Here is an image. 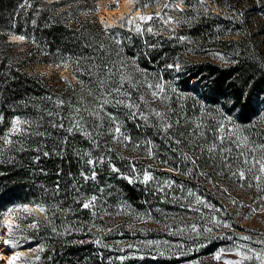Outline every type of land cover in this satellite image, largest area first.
I'll return each mask as SVG.
<instances>
[{
  "label": "trees",
  "instance_id": "trees-1",
  "mask_svg": "<svg viewBox=\"0 0 264 264\" xmlns=\"http://www.w3.org/2000/svg\"><path fill=\"white\" fill-rule=\"evenodd\" d=\"M210 1L211 6H201L197 0H139L137 8L162 17L144 23L141 32L105 27L81 0H0V224L17 205L44 206L31 232L39 249L30 264H219L218 252H232L235 242L221 236L191 242L189 227L200 224L196 216L203 207L227 209L221 199L230 201L237 188L253 192L255 199L264 195V179L257 187L249 178L255 169L241 181L228 174L220 158V149L229 148L235 160L241 150L236 142L244 137L257 157L264 153V0ZM159 7L169 13L167 25L165 14L155 12ZM84 12L88 16L82 18ZM11 35L25 39L8 42ZM67 63V78L32 70L37 64ZM105 64L123 65V92L131 93L147 120L111 102L98 117L89 114L99 109ZM157 83L164 91L154 99L146 85ZM153 109L172 127L165 129ZM105 113L119 123L116 139ZM15 117L28 123H21L8 143L2 137ZM73 119L81 121L83 131H67ZM220 123L226 137L228 130L234 135L223 145L217 142L210 154ZM197 124L203 135L193 138ZM175 139L181 144L171 142ZM88 158L104 159L95 166V180L81 176H91ZM242 167L236 160L232 171ZM188 169L192 175H185ZM145 171L153 177L146 183ZM126 177L139 179L130 183ZM167 181L174 184L161 191ZM190 191L196 196H188ZM92 195L97 196L93 206L82 208ZM197 196L209 207L196 203ZM249 257L242 264L256 261Z\"/></svg>",
  "mask_w": 264,
  "mask_h": 264
},
{
  "label": "rangeland",
  "instance_id": "rangeland-1",
  "mask_svg": "<svg viewBox=\"0 0 264 264\" xmlns=\"http://www.w3.org/2000/svg\"><path fill=\"white\" fill-rule=\"evenodd\" d=\"M48 1L51 2L54 0ZM122 2L123 0H118V6L117 0H96L92 3H90L89 0H81L80 3L87 6V11L93 17H96L100 23L111 29L123 28L121 27V23L127 18H132L133 22L136 23L139 17L148 16L149 13L153 11L151 9L143 10L142 8H137L139 0H129L126 5H122ZM204 2H207L209 6H211L210 0H204ZM105 10L114 12L110 24L104 22L101 17ZM163 11L164 9L161 7L155 9V12L160 15H162ZM163 14H165L163 18H166L165 21H167L169 13L164 12ZM86 16H88V13L84 12L82 18ZM141 27L143 28V24ZM32 70L35 73L46 76L59 75L63 78H67L70 73V65L68 63L62 65L37 64L33 66ZM20 125L18 128H20ZM258 174L259 173L255 171V174H249V178L253 179V177ZM236 191L237 195L232 197L230 201L224 198L221 199V202L228 206L227 209H223L219 206H215L214 208L203 207L199 215L196 216L197 219L195 218L200 222L199 225H196L198 232H190L189 238L191 242H195V240L214 241L218 236H221L223 239L234 241L235 247L232 252L217 253V255L221 256L218 260L219 264H225L226 260H244L242 256L236 255L237 247L240 248L242 253H246L248 256H255L256 261L253 264H264V259L258 258V255L264 256V244L260 243V241H264V195L255 199L251 191H249L250 193L248 191H241V188H237ZM261 192H264V189L261 190ZM245 196L248 198L246 199L247 202L252 206L251 209L246 207V203L244 204ZM232 201H236V203L234 204ZM256 204H259L260 207L258 208ZM233 205H237L238 209H232L231 206ZM18 206L20 205L14 208ZM28 206L31 214L25 213L22 210L8 213V224L6 225L5 222H3L4 218L0 224V237H3V239H0V264H8V261L13 257H15L13 264H30V262L35 259L39 246L34 244V238L31 235L34 228L30 227V222H37V220L43 216V211H41L37 205ZM253 206H257V208L255 207L256 211H252L254 209ZM212 217L223 221L230 225V227H224L223 224H214L212 222ZM190 224L193 225L192 222H190ZM189 228L191 229V227ZM206 228H212V231L207 232L204 230ZM5 233L9 234L6 235ZM193 234L196 235L193 236ZM244 236L251 237V239H240ZM9 239L12 240L11 245L4 243L5 240Z\"/></svg>",
  "mask_w": 264,
  "mask_h": 264
},
{
  "label": "snow or ice",
  "instance_id": "snow-or-ice-1",
  "mask_svg": "<svg viewBox=\"0 0 264 264\" xmlns=\"http://www.w3.org/2000/svg\"><path fill=\"white\" fill-rule=\"evenodd\" d=\"M180 2L183 3V0H180ZM25 3H27V0H25ZM197 3L199 5H201V6H203L204 5V0H197ZM117 6H118V0H117ZM145 6H147V3H145ZM29 7H31V5H29ZM165 8L168 9L169 5H165ZM39 10L40 9H37V11H39ZM176 10L179 11V12L183 11V9H180L178 6L176 7ZM154 19H162V17L159 16V15H157L155 17H153V16H141V17L138 18V22H136V23L133 22L132 18H127L126 20H124L121 23V27L129 28L132 31H141L142 32L143 28L141 27V25L146 23V22L152 21ZM170 21H171V18H169V20H167V21H163V23L165 25H167ZM179 22L180 21H177V23H179ZM32 24L35 25V20L32 21ZM147 31L149 33H152L153 32V28L151 26H149L147 28ZM112 35L116 39L117 43H122V41H120V39H119L118 33H113ZM16 39L24 40L25 36L24 35H20V36H17ZM180 39H183V38L181 37ZM100 47L102 48L103 45H101ZM168 67L172 68L173 66L172 65H168ZM111 68H117V66L115 64H113L111 66H109L108 64H105L103 66V70L102 71L104 73V78L100 79L99 82H98L99 83V92L102 93L103 96L98 101L99 109L98 110L94 109L89 114L91 116H93V117H98L99 116V112L100 111H104L105 104L111 102V103H113V104H115L117 106H121V107L129 109L131 115L133 116V118H137V115H138L140 119L147 120L148 116L144 112L139 111L138 106L132 102L131 93L130 92H127V93L123 92V87H124V75H123V72H122L123 65L121 64L117 68V71L115 73L111 71ZM176 68L178 69L179 65H176ZM109 81H114V84L112 86H107ZM146 87L149 90H151V95H152V97L154 99L158 98L159 94L163 93V91H164V86H163L162 83H157L156 85L147 84ZM164 98L167 99L166 96ZM140 100H141V102L147 103L146 101H144V97L143 96L140 97ZM57 103H58V105H60V104H63L64 102L62 100H58ZM74 112L79 114L80 113V109L76 108V109H74ZM152 112L154 113V115L156 117H159L162 122H165L164 123L165 129L172 127L171 123H167L166 122V117L164 115H162L161 112L156 111L155 109H153ZM105 114L108 116V119L111 120L113 122V124H114V132L112 133V136H113V139H116L117 137L120 136V132H121L119 123L116 121V117H115L114 114H112V113H105ZM225 119H227V117ZM2 121H3V117L0 116V122H2ZM21 123H28V122L27 121H21V119L19 117H15L11 121V129L9 130L8 133H5L2 138L6 142L11 143L12 141L9 139V136L11 135V133H14V132L19 130L18 126ZM176 123L180 124V120L178 119L176 121ZM58 126L61 127V128L64 127L63 123L59 124ZM97 126H99V125H97ZM74 128L77 129V130H82L83 131L82 124H81L80 120L73 119L72 120V126H70L67 129V131L69 133H72ZM202 129H203V125L202 124H197L195 126V129L190 133V135L193 138H195L197 135H203ZM228 131H229V134L226 137L223 134L225 132V128H224L223 123H220L218 125V127H217V134L218 135L216 137V140L213 142L212 147L207 149V151L210 154L214 153L216 151L217 142L220 145H223L226 139H228V140L231 139V137H232V135H234V133L231 130H228ZM84 134L86 136H89V137L91 136V133H88L87 131H84ZM123 141H124L125 144L129 143L130 142V137H124ZM171 142L176 144V145H179V144H181L182 140L181 139H175V140H172ZM93 143H95L94 140H93ZM137 147H139V145H137ZM192 147L198 148L199 146L193 144ZM236 147L238 149H241V150L239 151L238 156L235 158V160H230L229 153L231 152V149H229V148H221L220 149V158L223 161V167L228 169V174L229 175L234 176V177H236L237 179H239L241 181L246 179V176H245V172L246 171L248 173H251L255 169L259 174L255 175L253 177V180L256 182V186L259 187V182L262 179H264V153H262V155L260 157H257L255 155L256 150H257L256 147L248 148L247 137L242 138V140H238L236 142ZM261 147H264V146H261ZM245 148H248V154L247 155L245 154V152L243 150ZM0 151H2V150H0ZM177 151H178V149H177ZM148 155L150 157L153 155L150 149L148 151ZM44 156H48V153L45 152ZM181 157L183 159H189L190 163H192V164H196L195 158L188 157L186 154H183V153H181ZM211 158L212 157L210 156V159ZM236 160H239V162L243 165V167L242 168H237L235 171H232V168H233ZM162 162L163 163H167V161H162ZM86 163L93 169L92 173H91V176H88V175H86L84 173H81V176L85 180H88V179L95 180V178H96L95 166H96L97 163L103 164L104 163V159L101 158L98 161H96V160H93L91 158H88L86 160ZM132 168H133V171L135 172V165L134 164H132ZM175 170L179 171L180 170L179 166H177ZM112 171L118 172L119 169L115 168V166H112ZM201 174L202 175H207L206 173H201ZM185 175H192V170L188 169L187 171H185ZM126 179H128L129 182L132 183V182H134V180L139 179V177H126ZM152 179H153V177L151 176V174L148 173L147 171H145V173L143 175V182L146 183V182H148L149 180H152ZM172 184H174V181H167L161 186L160 190L163 191L164 187H171ZM241 186H243V185H241ZM248 186L251 187L252 185L249 184ZM56 190L59 191V185H57V189ZM101 191H103V189H101ZM188 196H196V194L190 191L188 193ZM96 200H97V196L96 195H92L90 197V200L88 202L83 203L81 205V207L85 208V209H88V208L93 206V204H94V202ZM232 202L234 204L236 203V201H232ZM196 203L204 204L205 207H209L207 202L202 200L198 196L196 197ZM37 207L41 211L44 210V206L43 205H37ZM19 210H22L25 213L31 214L28 205H20L17 208H11V209H8L7 211L9 213H12V212H16V211H19ZM197 211H199V209H197ZM252 211H256V210L253 209ZM212 222L214 224H217V225L223 224L224 227H230V225L224 223L223 221L217 220L215 217H212ZM30 227L35 229V228L38 227V223L36 221H32V222H30ZM190 230L193 231V232H198L197 226L195 224L191 226ZM204 230L207 231V232H211L212 228H206ZM5 234L8 235L9 233H5ZM0 239H3V237H0ZM240 239L249 240V239H251V237L244 236V237H241ZM4 243L11 245L12 244V240L11 239L5 240ZM260 243L264 244V241H260ZM236 255L242 256V259H250L251 258L246 253H242L239 247H237ZM220 258H221L220 255H217L215 257V259H217V260H219ZM258 258L264 259V256L258 255ZM14 259H15V257L10 259L8 261V264H13V260ZM120 259H123V257H120ZM225 264H242V260H236V261L226 260Z\"/></svg>",
  "mask_w": 264,
  "mask_h": 264
},
{
  "label": "bare ground",
  "instance_id": "bare-ground-1",
  "mask_svg": "<svg viewBox=\"0 0 264 264\" xmlns=\"http://www.w3.org/2000/svg\"><path fill=\"white\" fill-rule=\"evenodd\" d=\"M128 1L129 0H123V2H122V5H126L127 3H128ZM113 14H114V12L113 11H110V10H105L104 11V13L101 15V17H102V19H103V21L104 22H106L107 24H110L111 22H112V19H113ZM20 36V35H19ZM16 37H17V35H15L14 37H13V39L12 40H9V41H13V42H22V41H24V40H19V39H16ZM8 215H6L5 217H4V221L3 222H5V224L7 225L8 224Z\"/></svg>",
  "mask_w": 264,
  "mask_h": 264
},
{
  "label": "water",
  "instance_id": "water-1",
  "mask_svg": "<svg viewBox=\"0 0 264 264\" xmlns=\"http://www.w3.org/2000/svg\"><path fill=\"white\" fill-rule=\"evenodd\" d=\"M14 36H15V35H11V36L8 38V42H10L9 40H12ZM22 42H23V41H22Z\"/></svg>",
  "mask_w": 264,
  "mask_h": 264
}]
</instances>
